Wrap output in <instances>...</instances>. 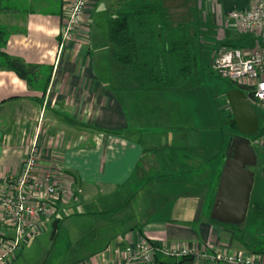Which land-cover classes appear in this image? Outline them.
Returning a JSON list of instances; mask_svg holds the SVG:
<instances>
[{
    "label": "crops",
    "instance_id": "obj_1",
    "mask_svg": "<svg viewBox=\"0 0 264 264\" xmlns=\"http://www.w3.org/2000/svg\"><path fill=\"white\" fill-rule=\"evenodd\" d=\"M163 1L169 9L176 6L177 11L184 10L180 9L184 0ZM193 2L190 7H195ZM251 2L201 0L200 7L204 19L208 11L212 12L219 27L229 12L244 9ZM100 3L101 0H89L74 40L62 48L61 32L70 0H0V27L8 37L4 52L26 64L52 69L45 97L16 73L0 70V186L21 173L31 147L37 143L39 162L35 177L53 174L66 191L54 208L55 213L51 212L42 222L43 231L46 225L59 220L60 234L64 225V218L58 216L60 211L80 208L83 215L106 216L104 220L112 224H95L93 238L88 243L80 239L78 258L70 260L73 264H135L124 261V250L141 241L201 254L192 264H226L210 258L216 253L253 255L264 262V243L260 246L250 236L244 238L229 226L210 222L205 210L207 201L193 191L182 195L173 191L174 201L170 200L169 209V202H163L164 207L139 212L142 218L134 210L126 215L128 222L121 221L118 214L125 209L122 210L124 204L118 201L119 196L148 151L174 147L214 152L223 143V139L217 140L223 127H216L212 133L211 130L198 132L192 125L187 126L192 121L184 122L179 107L169 104L180 103L183 107L181 100L200 106L205 101L210 106L213 89L206 88L208 79L204 86L194 83V87L169 94L114 92L115 86L108 84L107 79L112 67L107 56L116 54V46L110 26L104 32L103 26H98L99 21L106 26L112 14L109 16L108 9L100 12ZM216 96L224 97V94ZM212 102L216 101L212 99ZM167 125L170 126L166 129ZM157 132H162L166 140L181 143L182 148L162 141L157 143L153 136ZM210 140L216 143L211 144ZM103 199H117V202L109 208L102 205V210L97 212L87 209ZM161 208L167 214L156 211ZM114 213L115 216H107ZM4 232L13 234L11 229L0 225V234ZM65 232L68 241L66 236L62 237L72 248V239ZM24 253L23 247L15 261L0 264H17L25 257Z\"/></svg>",
    "mask_w": 264,
    "mask_h": 264
},
{
    "label": "trees",
    "instance_id": "obj_2",
    "mask_svg": "<svg viewBox=\"0 0 264 264\" xmlns=\"http://www.w3.org/2000/svg\"><path fill=\"white\" fill-rule=\"evenodd\" d=\"M190 10L191 18L188 21L174 23L173 14L163 0H129L125 8L111 18L110 36L117 48L114 61L123 69L119 75L118 88H113L115 93L122 95L125 91H130L136 95L169 94L194 87V83L204 86L207 78L212 74L215 75L211 67L212 58L209 61L210 57L203 53L205 47H208L206 42L209 40L198 25L197 7H190ZM201 16L203 17V12ZM7 42L8 37L0 27V70L16 73L19 78L28 83L31 89L41 90L45 97L50 85L52 69L26 64L22 59L8 55L4 52ZM233 89L246 91L243 87L229 81L228 90ZM219 130L223 136V143L213 154H209L206 150L157 148L146 153L140 161L141 166H137L134 177L139 172L146 171L149 174L151 172L156 180L174 185V188L181 184L187 185L186 182L195 178L196 184H193L192 190L184 191L189 193L198 187L204 190L207 188L208 181L213 182L216 176H218L217 183H220L228 149L241 134L234 121L229 128ZM247 137L261 138V130ZM218 161L219 164H216L215 162ZM191 162L193 166L189 165ZM147 164L150 165L148 170H146ZM252 170L255 173V186L246 222L240 226L214 222L231 227L237 234H240L238 231L242 232L244 238L250 236L257 241L264 237V192L261 186L262 181L259 180L255 168ZM190 185L189 189L192 187V184ZM196 257L195 254H188L181 259L159 256L157 262L192 264Z\"/></svg>",
    "mask_w": 264,
    "mask_h": 264
},
{
    "label": "rangeland",
    "instance_id": "obj_3",
    "mask_svg": "<svg viewBox=\"0 0 264 264\" xmlns=\"http://www.w3.org/2000/svg\"><path fill=\"white\" fill-rule=\"evenodd\" d=\"M127 0H101L100 3V12H105L106 9L109 10V16L112 14L113 16H116L120 11H122L125 8V3ZM204 1V0H203ZM185 4L180 7L184 8V10L177 11L176 6H171L172 8H175V10L172 11V8L169 9L172 12V20L174 23H180L184 21H188L189 18H191V10L189 11L187 8L192 6L194 4L193 0H184ZM201 0H195V6L197 7V17L199 18L198 25L200 26V30L203 34H206L205 37L208 42H206V45H210V48L205 47L204 55H206L209 58V61L211 59V62L215 55L217 54L218 50L221 49V47L229 46L241 49L243 51H251V50H259V47L257 46V38L245 33L238 25L237 23L229 18L224 19L222 24L219 25V27L216 26V23L213 19L212 12L208 11L207 18L203 19L202 12L203 10L200 7ZM207 3V0H206ZM201 9V10H200ZM210 14V15H209ZM108 16V18H109ZM107 20V25L105 26L102 21H99L98 26H103V32L109 31V22L111 18ZM95 21V18H94ZM220 35V37H219ZM218 36V37H217ZM109 50V47L106 46ZM116 48V47H115ZM117 51V48H116ZM112 54V51H111ZM107 60H110L111 70H110V78L108 79V84H111L112 86H115L113 88H118L119 86V75L123 71L121 67L114 61V56L110 57L107 56ZM212 65V63H211ZM207 87L211 88L213 90L210 91V106L207 107V104L205 101L202 102V99L200 101L202 102L200 106L197 104H185L183 101L180 100L183 107L180 103L175 104L174 102H169L171 107L177 106L179 107V111L181 116L183 117L184 122L191 120L192 124L187 123L189 125H192L194 129H198V132L201 131H209V133L215 132L216 127L220 128L222 126L223 128H229V125L233 121V111L230 107V103L228 101L227 93L230 91L228 90V80L222 79L216 74H212L209 76ZM224 94V97H216L214 98L213 94ZM209 94V92H208ZM246 94L249 98V91H246ZM213 97V98H212ZM212 99H214L216 102H212ZM194 102V99L191 101ZM258 109V115L261 122V127L259 130H261V138H254L251 139L250 142L253 145V147L258 152V164L255 167V172L258 174V178L260 181H262V191L264 192V110H262L260 107H257ZM256 109V110H257ZM208 125L211 126L208 128ZM132 126V125H131ZM170 125H167L166 129ZM144 128H147L145 125ZM160 131H164V129L160 128ZM231 130V128H230ZM162 133V132H161ZM156 133L153 134V136L157 139V143L162 141L164 144H174L172 146L180 147L182 148L181 143H177L173 140L167 139L164 134ZM223 139V136H217V140ZM211 144L216 143V141L210 140ZM222 144V143H221ZM219 147V144H217ZM151 151V150H150ZM148 151L147 153H149ZM209 154H213V152H209ZM189 165L193 166L192 162L189 163ZM141 166V162L138 165V167ZM150 167L149 164L146 165V170ZM215 169H217V166L214 165ZM223 172V171H222ZM222 175V173H221ZM152 173L150 172L145 173L139 172L137 176H133V179L128 182L125 185L123 193L119 196L120 202L124 204L125 209L121 213L118 214V216L121 218V221L123 223L128 222V219L126 215H130L131 211L136 212L137 216H140V218L143 217L142 210L148 211V210H154L158 207H164L165 202L167 203V207L171 206L170 200L174 201L172 197L173 191H176V193H182V194H188L189 192H184L186 190H192L193 184H196L195 178H192L190 182L187 185H179L177 188H174V185H169L164 182H160V180H156L155 177H151ZM216 176L213 180V182L208 181L207 188L204 190L201 188H196L193 192H196L197 195H203L201 198H204L206 202L205 210H206V216L208 217V220L210 222H214L211 219L212 210L215 204L217 192L219 189V184L217 183ZM221 178V177H220ZM135 179V180H134ZM179 180V178H178ZM191 189L189 187L191 186ZM175 193V194H176ZM180 194V195H182ZM136 198V202H133ZM107 201V202H106ZM117 202V199L109 200V199H103L100 200V202L96 203L95 205L92 204L87 209L89 210H95L101 211L103 206L105 205L108 208L110 206H114ZM133 202V204H131ZM164 202V203H163ZM106 207V208H107ZM166 207V206H165ZM166 207V208H167ZM113 210V209H108ZM157 212L166 213L167 210L165 208L157 209ZM55 213V211H53ZM84 211H81L80 208L72 211H60L58 213L59 217L64 218V225L61 228L60 234L52 239V232H53V223L46 225L45 229L41 232H39L34 238L29 240L28 243L24 244V258H21L17 264H73V261H70L71 259L78 258V249L81 247L82 243L80 241L83 240L87 243L91 240V235H94V227L95 224L101 223H109L104 220V217L102 215H98L97 213H92L91 215H83L81 214ZM57 213V212H56ZM128 213V214H127ZM107 216H115L114 214H110ZM142 216V217H141ZM171 216V215H170ZM126 217V218H125ZM139 218V217H138ZM68 232L70 238L72 239L71 243L74 245L72 248H70L69 243L67 244L66 240L62 237L63 235L66 236V231ZM107 230V229H106ZM105 230V231H106ZM96 233H99L98 230H96ZM241 235H243L242 232H239ZM67 238V236H66ZM93 238V237H92ZM262 240V241H261ZM68 241V238H67ZM258 241V242H257ZM256 243H261L260 246L264 243V237L261 239H258Z\"/></svg>",
    "mask_w": 264,
    "mask_h": 264
},
{
    "label": "built area",
    "instance_id": "obj_4",
    "mask_svg": "<svg viewBox=\"0 0 264 264\" xmlns=\"http://www.w3.org/2000/svg\"><path fill=\"white\" fill-rule=\"evenodd\" d=\"M88 3L89 0H70L61 32L62 48L74 40L86 15ZM226 18L234 20L245 33L256 37L259 50L221 47L212 60V70L218 77L249 91L251 102L264 110V0H252L248 7L233 10ZM38 162L39 150L35 143L21 173L0 186V225L13 231V234H0V262L15 261L24 244L42 231V222L54 211L62 196H66L65 189L56 182L53 174H46L40 179L35 177ZM188 254L202 256L186 249L171 250L153 242L141 241L127 247L123 259L126 263L161 264L157 262L159 256L181 259ZM210 258L226 264H264L257 257L242 253H216Z\"/></svg>",
    "mask_w": 264,
    "mask_h": 264
},
{
    "label": "water",
    "instance_id": "obj_5",
    "mask_svg": "<svg viewBox=\"0 0 264 264\" xmlns=\"http://www.w3.org/2000/svg\"><path fill=\"white\" fill-rule=\"evenodd\" d=\"M240 134L252 136L260 128V118L255 105L240 89L227 93ZM236 143V144H235ZM258 155L249 138L242 137L229 149L221 175L219 189L212 210L211 219L225 225H243L249 213ZM59 220L53 224L52 239L59 228Z\"/></svg>",
    "mask_w": 264,
    "mask_h": 264
},
{
    "label": "flooded vegetation",
    "instance_id": "obj_6",
    "mask_svg": "<svg viewBox=\"0 0 264 264\" xmlns=\"http://www.w3.org/2000/svg\"><path fill=\"white\" fill-rule=\"evenodd\" d=\"M254 105H255V107H257V104L256 103H254ZM260 124H261V122H260ZM260 127H261V125H260ZM260 129V128H259ZM242 137H246V138H248L247 137V135H242L241 134V136L239 135L238 136V138L235 140V142H237V141H239ZM250 139V138H249ZM251 140V139H250ZM233 144V143H232ZM236 144V143H235ZM232 147V146H231ZM231 147H229V149L231 148ZM229 149H228V152H229Z\"/></svg>",
    "mask_w": 264,
    "mask_h": 264
}]
</instances>
